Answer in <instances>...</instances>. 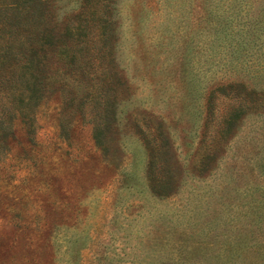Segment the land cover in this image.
Segmentation results:
<instances>
[{
	"label": "rangeland",
	"instance_id": "374dc122",
	"mask_svg": "<svg viewBox=\"0 0 264 264\" xmlns=\"http://www.w3.org/2000/svg\"><path fill=\"white\" fill-rule=\"evenodd\" d=\"M0 44V264H264V0H0Z\"/></svg>",
	"mask_w": 264,
	"mask_h": 264
},
{
	"label": "trees",
	"instance_id": "16d2710c",
	"mask_svg": "<svg viewBox=\"0 0 264 264\" xmlns=\"http://www.w3.org/2000/svg\"><path fill=\"white\" fill-rule=\"evenodd\" d=\"M65 39L68 40V39H70V37L69 36H65ZM21 43H23V42H21ZM33 43H35V47L32 48V46H30V51L32 52L34 58L31 59V60H29V63L30 64L28 66V69L32 71V75L33 76L38 77L39 72L42 70V68H41L42 67V63L40 61V57L37 58V56L39 55V51L41 50V48H40V46L38 44L37 38H35V40H34ZM0 48H3L4 49V47L1 44H0ZM7 50L8 49H6V50H0V58H2V59H4V58L8 59L9 58V54L7 53ZM62 52H64V51L62 50ZM225 86H227L226 88H229L230 91L231 90L243 91V93H245V97H243V99L246 100V101H251V102L257 101L256 100V98H257V92H259V91L264 92L263 89H259V91H257L255 88H249L247 85H245L243 83L228 82V83H226V84L223 85V87H225ZM241 113L242 112H240V109L239 110H236V112L234 114H232L229 118H227L226 127H228V128L233 127V125L235 124V122L237 121V119H239V115ZM159 132L160 133L163 132L162 131V128H159ZM222 133L223 134L224 133H227V130H223ZM160 135L163 137L161 139V142L160 143L164 145L163 147H165V150H168V151L171 150L172 151V145H171L169 139L166 138L164 134H160ZM160 135H159V137H160ZM161 150H163V149L161 148Z\"/></svg>",
	"mask_w": 264,
	"mask_h": 264
}]
</instances>
